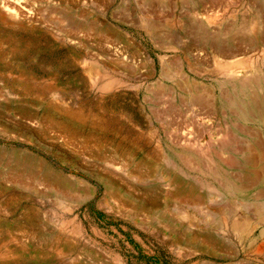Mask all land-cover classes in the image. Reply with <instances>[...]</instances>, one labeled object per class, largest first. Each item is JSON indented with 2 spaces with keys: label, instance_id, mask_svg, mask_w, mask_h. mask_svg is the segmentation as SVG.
<instances>
[{
  "label": "rangeland",
  "instance_id": "374dc122",
  "mask_svg": "<svg viewBox=\"0 0 264 264\" xmlns=\"http://www.w3.org/2000/svg\"><path fill=\"white\" fill-rule=\"evenodd\" d=\"M248 82L264 0H0V264H264Z\"/></svg>",
  "mask_w": 264,
  "mask_h": 264
},
{
  "label": "bare ground",
  "instance_id": "6f19581e",
  "mask_svg": "<svg viewBox=\"0 0 264 264\" xmlns=\"http://www.w3.org/2000/svg\"><path fill=\"white\" fill-rule=\"evenodd\" d=\"M203 41V40H202ZM204 43L210 48V47H212V49L214 48L216 51L215 52H221V53H224V55L225 54H227V55H229V56H236L237 55V51H238V48H237V46L235 47H233V46H229V45H227V46H229V47H227L226 48V46L225 45H223V44H216V42L212 39H207V40H205L204 41ZM222 45H223V47H222ZM203 47H204V45H203ZM236 50V51H235ZM221 53L219 54V55H221ZM190 54V53H189ZM223 57V56H222ZM224 57H226L227 58V56L225 55ZM216 58V57H215ZM214 58V59H215ZM229 58V57H228ZM216 60V59H215ZM217 62L219 61L218 59L216 60ZM244 61V60H243ZM242 60H240V61H238L239 63L238 64H240V63H244ZM196 62V61H195ZM249 62V61H248ZM183 69V70H182ZM185 70V68H184V65H181V71L184 73L183 75L185 76V78H184V80H185V83H187V87L188 88H191L190 90H193L195 87H194V83L192 82V78H191V76L186 72V71H184ZM166 72H164V73H162V74H164V77H166V74H165ZM194 73V72H193ZM182 74V73H181ZM234 74L236 75V76H238V74H239V72H237V71H234ZM182 78H183V76H182ZM246 79V78H245ZM253 79V78H252ZM195 80V79H194ZM193 80V81H194ZM251 80V79H250ZM240 82V81H239ZM224 84V83H223ZM225 85V84H224ZM230 85V84H229ZM220 86V85H219ZM231 86V88H233L232 87V85H230ZM163 88V87H162ZM221 88H223V86L221 87ZM235 88H236V86H235ZM240 88H241V92H244L245 93V95L244 96H247V99H250V93L253 91V93L252 94H254L253 96L255 97V98H257L258 99V95H260V94H258V95H256V93H258L257 92V90H260V92H262V94H263V96H264V84H262V83H257V82H248V83H243V84H241L240 85ZM239 88V89H240ZM251 90V92L249 93V91ZM164 91V90H163ZM168 91V90H167ZM194 91V90H193ZM232 92H234V91H232ZM259 92V93H260ZM230 93V92H229ZM156 94V93H155ZM249 94V95H248ZM167 95V94H166ZM220 97V96H219ZM222 97V96H221ZM220 97V98H221ZM229 97H231L230 95H229ZM228 97V98H229ZM262 97V96H261ZM261 97H259V98H261ZM190 101L189 102H191L190 103V106H189V108H188V113L189 114H191L192 115V118L194 119L195 118V120H193L192 122H194V121H196V118L199 116V115H201V112L199 113V110H201L202 108H204L205 106H206V104H205V102L203 103V102H201V100H198L199 99V97H196L195 95H191L190 97ZM188 98V99H189ZM223 98H225L226 100H228L227 99V97H223ZM223 98H222V100L220 101V102H218V103H216V106L218 107V108H220L221 110L220 111H222L223 110V108H224V106H225V103L227 104V102L226 101H224L223 100ZM232 98V97H231ZM264 98V97H263ZM230 99V98H229ZM167 101V100H166ZM171 101H172V98H171ZM198 101H199V103H198ZM228 102H231V101H228ZM234 102V101H233ZM245 103V102H244ZM173 104V103H172ZM204 104H205V106H204ZM247 104V103H246ZM249 104V103H248ZM247 104V105H248ZM170 105V104H169ZM168 105V106H169ZM207 105H209V103L207 104ZM210 105H212V104H210ZM209 105V106H210ZM213 105H214V102H213ZM212 105V106H213ZM228 105H230V104H228ZM177 106V105H176ZM181 106H183V105H181ZM196 106H199V108H195ZM204 106V107H203ZM212 106H210V107H212ZM230 107V106H229ZM249 108H250V110H252V111H254V112H256V113H258L259 115L261 114L260 112L262 111L261 109V105H260V102H257V100H253L252 101V103L248 106ZM208 107H206V109H207ZM226 108V107H225ZM228 108V107H227ZM186 109V108H185ZM184 108H183V111L185 110ZM211 109H213V108H211ZM230 109V108H229ZM166 110V109H165ZM164 110V111H165ZM180 110V109H179ZM203 110V109H202ZM186 111H187V109H186ZM205 111V110H204ZM204 111H202L203 113H204ZM224 111V110H223ZM223 111L222 112H220V113H223ZM172 112V111H171ZM178 112V111H177ZM206 112H207V110H206ZM212 112H213V110H212ZM185 113V112H184ZM183 112H182V115H185ZM198 113H199V115H198ZM169 114V113H168ZM181 114V113H180ZM210 114V113H209ZM224 115H225V113H223ZM188 116H190V115H188ZM222 116V115H221ZM180 117V116H179ZM182 117H184V116H182ZM166 118V117H165ZM224 118H226V116L224 117ZM167 119V118H166ZM165 119V120H166ZM190 119H191V117H190ZM240 119V118H239ZM243 119V118H242ZM181 120H182V118H181ZM189 120V119H188ZM188 120L186 121V122H188ZM210 120V119H209ZM222 120H223V118H222ZM164 121V120H163ZM169 121V120H168ZM167 121V122H168ZM166 122V121H165ZM182 123V122H181ZM189 123L191 124V122H190V120H189ZM195 123V122H194ZM187 124V123H186ZM199 124V123H198ZM260 124H262V126H263V132H264V115L261 117V119H260ZM189 125V124H188ZM192 125V124H191ZM233 125V124H232ZM190 127H192V126H190ZM194 127V126H193ZM200 127V126H199ZM166 128H169V127H166ZM233 128H235V127H233ZM194 129H195V127H194ZM231 129V128H230ZM180 130V129H179ZM235 130H237V128L235 129ZM178 131V130H177ZM186 131H188V130H186ZM176 132V131H175ZM182 133V132H181ZM197 133V132H196ZM174 134V133H173ZM191 134V133H190ZM175 135V134H174ZM187 135V134H186ZM189 135V134H188ZM187 135V136H188ZM192 135V134H191ZM182 136V135H181ZM181 136H179L180 138H181ZM194 136V135H193ZM192 136V137H193ZM262 136V135H261ZM175 137H177V136H175ZM178 137V138H179ZM184 136H182V138H183ZM197 137V136H196ZM196 137L194 138L193 137V139L195 140L196 139ZM179 138V139H180ZM181 138V139H182ZM188 139L187 140H189V137H187ZM184 139H185V141H186V137H184ZM190 139H191V136H190ZM176 140V139H175ZM192 140V139H191ZM197 140V139H196ZM235 140V139H234ZM233 140V141H234ZM257 140V139H256ZM255 140V141H256ZM261 140V141H260ZM259 140V142H261V143H253L254 144V146L251 144V146H250V144L249 143H247V145L248 146H250V148L248 147V146H246V147H248V149L251 151H255L254 152V154L252 153V151L250 152V153H252V158L250 159V161H251V163L254 165V166H256V170H255V172H254V179H257V178H259V176H261V175H263L264 174V141H262V139H260ZM264 140V139H263ZM181 141V140H180ZM179 141V142H180ZM184 141V142H185ZM190 141V140H189ZM193 141V140H192ZM176 142H178L177 140H176ZM188 142V141H187ZM186 142V144H190V142L189 143H187ZM232 142V141H231ZM193 143V142H192ZM191 143V144H192ZM195 144L197 143H199L200 144V146H203L202 144L203 143H200V140H199V142H194ZM179 144V143H178ZM185 144V143H184ZM185 144V145H186ZM196 144V145H197ZM198 144V145H199ZM205 144V143H204ZM234 144V143H233ZM181 145V144H180ZM184 145V146H185ZM193 145V144H192ZM196 145H194V146H196ZM218 145V144H217ZM230 145V144H229ZM236 145V144H235ZM187 146V145H186ZM189 146V145H188ZM185 147L186 149L187 148H189V147ZM200 146L198 147V148H200ZM204 147V146H203ZM209 147V146H208ZM211 147V146H210ZM222 147V146H221ZM204 148H206V147H204ZM233 148V147H232ZM235 148V147H234ZM203 149V148H202ZM201 149V150H202ZM207 149V148H206ZM209 149V148H208ZM226 149V148H225ZM227 149H228V147H227ZM247 149V150H248ZM200 150V149H199ZM186 151H188V150H186ZM189 151H191V150H189ZM223 151V150H222ZM225 151V150H224ZM224 151L222 152V153H224ZM229 151V150H228ZM230 151H231V149H230ZM202 152V151H201ZM204 152V151H203ZM210 152V151H209ZM227 152V151H226ZM221 153V152H220ZM221 153V154H222ZM228 153V152H227ZM195 154V153H194ZM218 154V153H217ZM229 154V153H228ZM249 154V153H248ZM247 154V155H248ZM246 155V156H247ZM249 155H251V154H249ZM248 155V156H249ZM211 156V155H210ZM209 156V157H210ZM208 157V158H209ZM213 157H215L214 155H213ZM231 157H232V155H231ZM231 157H229L228 159H231ZM191 159H192V157H191ZM205 159H207V158H205ZM210 159H211V161H210ZM210 159L208 160V161H210V162H212L213 160H212V157H210ZM216 159L219 161V159H218V157H216ZM249 159V158H248ZM194 160V159H193ZM221 160V159H220ZM232 160V159H231ZM219 162H222V161H219ZM228 162H229V160H228ZM230 162H232V161H230ZM216 163V162H215ZM223 164V163H222ZM225 164V163H224ZM41 165H42V163H41ZM213 166H214V164H212ZM230 165V164H229ZM39 166V165H38ZM226 166V165H225ZM44 167V166H43ZM43 169V168H42ZM47 169V168H46ZM199 169V168H198ZM215 169H217L216 171H217V173L219 174H224V173H222L223 172V167H220V165H219V167H216ZM41 170V169H40ZM225 170V169H224ZM42 172V171H41ZM45 177L46 178H51V179H55V182L56 183H58L59 185H60V187H61V185L62 186H64L66 183H65V181H63V179L61 180V179H59L58 178V176H54V174L53 173H50V172H48L47 173V171L45 170ZM216 173V172H215ZM215 173H214V175H215ZM226 174V173H225ZM253 174V173H252ZM212 175V174H211ZM217 177H220V175H217ZM225 178V177H224ZM45 179V178H44ZM227 179V178H226ZM253 179V180H254ZM14 181V180H13ZM48 181V180H47ZM232 181V180H231ZM227 182V181H226ZM233 182V181H232ZM166 183H167V185L168 186H170V184H169V181L167 182L166 181ZM57 184V185H58ZM56 187V186H55ZM59 188V187H58ZM62 188V187H61ZM226 188H227V192L229 191V190H232L233 192H234V194H241V192H242V190H241V188H240V185H239V187L236 185V184H234V182L233 183H230V180H228V182H227V185H226ZM56 189V188H55ZM230 192V191H229ZM63 193V192H62ZM65 193V192H64ZM232 194V192L230 193V195ZM57 196V195H56ZM236 196V195H235ZM60 200H64L63 198H64V196L63 195H58L57 196ZM66 201V200H65ZM234 201V200H233ZM235 203H237L238 204V202H237V200H235L234 201ZM233 203V202H232ZM241 203V202H240ZM231 204V203H230ZM229 204V205H230ZM243 204V203H242ZM234 205V204H233ZM240 205V204H239ZM263 206H261L259 209H257V211H259L260 212V214L262 215V218H263V216H264V203L262 204ZM235 206V205H234ZM259 207V206H258ZM257 207V208H258ZM194 208V207H193ZM233 208V207H232ZM235 208V207H234ZM236 208H239V206H237ZM256 211V210H255ZM258 212V213H259ZM260 215L258 214L257 215V217L258 218H260L259 217ZM245 219V218H244ZM248 219V218H247ZM244 220L242 223H241V221H237V222H240L239 224H237L236 222V224L237 225H235V228H236V230L238 229V231H240L239 229H244V231H243V233H245V232H247L248 230H249V228L250 227H252L253 226V222H252V220ZM261 219V218H260ZM259 219V220H260ZM255 224V223H254ZM234 228V229H235ZM248 233V232H247Z\"/></svg>",
  "mask_w": 264,
  "mask_h": 264
}]
</instances>
